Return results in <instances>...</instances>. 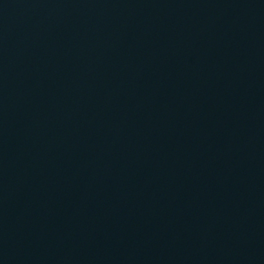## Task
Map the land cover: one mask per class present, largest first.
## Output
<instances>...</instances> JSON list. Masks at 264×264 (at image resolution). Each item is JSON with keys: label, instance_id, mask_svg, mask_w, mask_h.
Here are the masks:
<instances>
[{"label": "water", "instance_id": "1", "mask_svg": "<svg viewBox=\"0 0 264 264\" xmlns=\"http://www.w3.org/2000/svg\"><path fill=\"white\" fill-rule=\"evenodd\" d=\"M0 264H264V0H0Z\"/></svg>", "mask_w": 264, "mask_h": 264}]
</instances>
